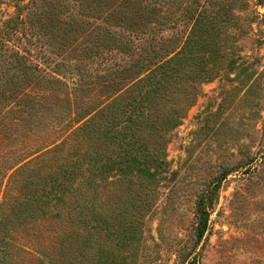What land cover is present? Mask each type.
I'll return each mask as SVG.
<instances>
[{
  "label": "rangeland",
  "instance_id": "rangeland-1",
  "mask_svg": "<svg viewBox=\"0 0 264 264\" xmlns=\"http://www.w3.org/2000/svg\"><path fill=\"white\" fill-rule=\"evenodd\" d=\"M0 41V264H264V0H0ZM147 56L157 129L81 131Z\"/></svg>",
  "mask_w": 264,
  "mask_h": 264
},
{
  "label": "trees",
  "instance_id": "trees-1",
  "mask_svg": "<svg viewBox=\"0 0 264 264\" xmlns=\"http://www.w3.org/2000/svg\"><path fill=\"white\" fill-rule=\"evenodd\" d=\"M32 4H35V0H31ZM19 11L20 8L16 11V16L11 19H17L22 20L19 18ZM51 11V10H50ZM38 18V14L36 15ZM8 20V21H10ZM45 20V18H44ZM108 32V31H106ZM1 43V41H0ZM94 46V44H93ZM160 61V62H159ZM166 60L161 63V59L157 61H153L150 56L146 57L145 61H143L142 67H146L150 70V72L145 76L141 77L137 80L135 83V87L139 89V92L143 89V86L146 85L147 89L143 90V93H141L140 96L131 97L130 100L127 98L118 95L117 98L111 100L112 107L109 105L103 106L104 112L100 115L95 117L94 115L89 117L87 120L84 121V125L80 127L81 131L85 133H96L99 134L102 132L105 136L109 133L111 128H115V125H123V123L131 124V126L135 128H144L147 129V126L149 127H155L157 129V125L155 123H158L160 120V115L163 117V115L158 111L159 109V102L162 100L164 101L167 98V91L171 88V81H173V76L171 73L172 65H169L170 63ZM150 65L152 67H150ZM105 67V73L101 76L103 79V83L101 82V85L106 82L107 84H111L114 81V78L112 77V70L108 69L107 65H104ZM141 67V68H142ZM133 76V74H131ZM126 77L123 79H119L117 81H114L115 86L124 83ZM130 79H132L130 77ZM80 85V83H79ZM112 86V85H111ZM117 92V90H113ZM129 110V115L127 117H124L125 112ZM136 111L135 115H132V112ZM99 117V120L96 121L95 119ZM62 119V118H61ZM58 119L55 121V124H61V122H64V119ZM164 119V118H163ZM165 119H167V116H165ZM170 115V118L166 121L169 122V124H174L177 122V120H174ZM54 124V123H53ZM51 124V125H53ZM85 127L86 129L82 128ZM130 131H133L131 128H129ZM126 132V131H125ZM117 133L115 130L112 134L108 136V138L111 139H118L120 136L121 138L126 137V133ZM87 183H90V180L87 181ZM204 210V209H203ZM204 213V211H202ZM206 219L205 217H202L199 221V230H198V236L201 237V235L204 233L206 228Z\"/></svg>",
  "mask_w": 264,
  "mask_h": 264
}]
</instances>
